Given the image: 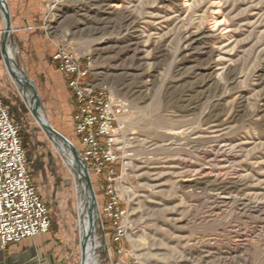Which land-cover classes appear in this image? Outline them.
<instances>
[{"label": "rangeland", "instance_id": "rangeland-1", "mask_svg": "<svg viewBox=\"0 0 264 264\" xmlns=\"http://www.w3.org/2000/svg\"><path fill=\"white\" fill-rule=\"evenodd\" d=\"M6 2L16 67L36 84L47 120L76 148L74 96L50 63L52 52L64 47L91 60L92 85L127 104L119 242L91 175L105 245L96 251L99 263L264 264V0ZM3 75L17 89L23 145L54 231L73 243L81 264L76 178L0 48ZM216 183L240 192L202 188ZM238 224L252 235L237 237Z\"/></svg>", "mask_w": 264, "mask_h": 264}, {"label": "built area", "instance_id": "built-area-1", "mask_svg": "<svg viewBox=\"0 0 264 264\" xmlns=\"http://www.w3.org/2000/svg\"><path fill=\"white\" fill-rule=\"evenodd\" d=\"M5 29L0 26V48ZM52 62L64 76L75 100L72 126L79 141V153L88 172L104 193L103 216L111 221L114 240L122 236L126 216L118 193L123 175L117 168L123 150L121 135L127 104L106 88L90 82L93 65L59 47ZM10 107L0 98V242L9 244L47 234L52 225L50 208L41 196L30 171L22 141V126L11 119Z\"/></svg>", "mask_w": 264, "mask_h": 264}, {"label": "crops", "instance_id": "crops-1", "mask_svg": "<svg viewBox=\"0 0 264 264\" xmlns=\"http://www.w3.org/2000/svg\"><path fill=\"white\" fill-rule=\"evenodd\" d=\"M27 30L35 31L31 26ZM36 31L38 32L39 30L36 29ZM55 52L56 50L51 53L50 63L60 73L52 62V56ZM8 74L10 75L9 71ZM3 77L4 75L0 79V98L11 107V119L19 122L18 118L22 115L18 109L19 103L16 86ZM73 108L72 117L75 113V105ZM30 171L32 173L31 167ZM0 264H75L73 243L55 233L52 223L51 229L47 234H41L19 243L9 244L5 249L1 247L0 242Z\"/></svg>", "mask_w": 264, "mask_h": 264}, {"label": "bare ground", "instance_id": "bare-ground-1", "mask_svg": "<svg viewBox=\"0 0 264 264\" xmlns=\"http://www.w3.org/2000/svg\"><path fill=\"white\" fill-rule=\"evenodd\" d=\"M2 3L6 7V9L9 10L6 0H2ZM7 53H8L9 58L14 61L15 52H14V50H12L10 48L9 45L7 47ZM12 70H13L15 76L24 77V75H25L22 72V70L18 69L14 64H12ZM23 91H24V98H25L30 110L32 111V108H33L32 91L29 89H26ZM216 106H218L216 103H214L212 105L213 108H216ZM212 111L217 112L215 109ZM39 112H40L41 121L51 125L50 122L47 120L44 112L41 110V108L39 109ZM52 140L54 141L58 151L61 153L62 157L64 158L65 162L67 163L68 167L70 168L71 172L73 173L74 177L76 178L77 185H78L76 191H77V196H78V223H79V232H80V239H81V243H80L81 244V255H82L81 264H100L99 263L100 260L98 261L99 256L98 257L96 256V251L100 248H105V245L101 242L102 241L100 239L101 237H99L98 233H97L98 229L101 227V223L98 222V220H99V208H98L97 196H96V203L93 206H90L88 199L86 198V195H85L86 185L81 179V174L79 173L77 166L75 165L73 160L71 158H69L67 151L65 149V146L62 145L57 139H52ZM89 176L91 178L90 173H89ZM202 188H203V190H205V192L207 190H212V191L219 192L220 194H228V195L231 193H235V192L239 193L240 192V188L238 186H235L233 184H226V183H216V184H212V185H204V186H202ZM91 210H92V215H90ZM92 217L97 222L95 223L94 233H93V238H92V244H91L92 252L87 253L86 245H87V239H88L89 232H90V222H91ZM237 226L240 228V231L236 233L237 237H240V232H243L245 237L252 235L253 232L251 230H249L248 228H244V227L242 228V226L240 224H238ZM255 257L258 259L259 263H262V259L259 255L256 254Z\"/></svg>", "mask_w": 264, "mask_h": 264}, {"label": "water", "instance_id": "water-1", "mask_svg": "<svg viewBox=\"0 0 264 264\" xmlns=\"http://www.w3.org/2000/svg\"><path fill=\"white\" fill-rule=\"evenodd\" d=\"M0 11L3 16L4 20V29H5V34H4V39L1 44V53L3 56V59L5 61V64L7 66V69L11 75V77L18 82L23 90L29 89L32 91L33 94V108H32V113L42 129L45 131V133L51 138V139H57L62 145L65 146V149L67 151V154L69 158L73 160L75 165L77 166V169L79 173L81 174V179L86 185V198L88 199L89 205L93 206L96 203V195L94 192V187L92 185L91 178L89 176V172L87 169V166L85 165V162L80 155L79 151L75 146L60 132L56 131L51 125L41 121L40 119V112L39 109L41 108L42 110V105L40 102V97L38 94V90L36 88V84L34 81L28 78L26 74L24 77L20 76H15L13 70H12V64L16 66L15 61L11 60L8 56L7 53V47L9 45V41L13 37V25H12V18L10 11L6 9L4 4L2 3V0H0ZM90 215H92V210L90 211ZM95 219L92 217L91 222H90V232L89 236L87 239V245H86V251L87 253L92 252L91 244H92V238H93V233H94V227H95Z\"/></svg>", "mask_w": 264, "mask_h": 264}, {"label": "trees", "instance_id": "trees-1", "mask_svg": "<svg viewBox=\"0 0 264 264\" xmlns=\"http://www.w3.org/2000/svg\"><path fill=\"white\" fill-rule=\"evenodd\" d=\"M113 241V240H112ZM114 242V241H113Z\"/></svg>", "mask_w": 264, "mask_h": 264}]
</instances>
